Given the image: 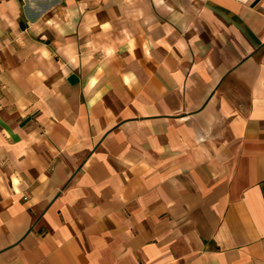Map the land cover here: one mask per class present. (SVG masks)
I'll use <instances>...</instances> for the list:
<instances>
[{
	"label": "crops",
	"instance_id": "obj_1",
	"mask_svg": "<svg viewBox=\"0 0 264 264\" xmlns=\"http://www.w3.org/2000/svg\"><path fill=\"white\" fill-rule=\"evenodd\" d=\"M0 264H264V0H0Z\"/></svg>",
	"mask_w": 264,
	"mask_h": 264
}]
</instances>
